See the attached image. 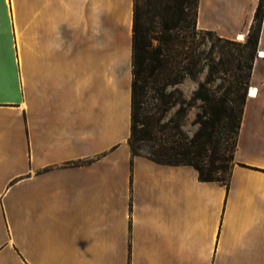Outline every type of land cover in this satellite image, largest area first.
I'll use <instances>...</instances> for the list:
<instances>
[{"label":"crops","instance_id":"crops-1","mask_svg":"<svg viewBox=\"0 0 264 264\" xmlns=\"http://www.w3.org/2000/svg\"><path fill=\"white\" fill-rule=\"evenodd\" d=\"M258 1L199 0L197 25L246 18L247 34ZM133 8L0 0V163L18 164L0 264H264V17L227 191L132 156Z\"/></svg>","mask_w":264,"mask_h":264},{"label":"trees","instance_id":"trees-1","mask_svg":"<svg viewBox=\"0 0 264 264\" xmlns=\"http://www.w3.org/2000/svg\"><path fill=\"white\" fill-rule=\"evenodd\" d=\"M137 1L134 0L132 19L133 79L127 141L131 154L160 165L189 166L197 172L199 181L217 183L228 191L246 90L243 89L244 95L240 96L237 91L235 96L213 95L201 84L187 102L177 87L185 74L194 77L195 66L185 67L186 63L179 56L185 54L187 34H196L199 0H166L171 12L151 18L140 12ZM263 17L264 0H259L247 39L239 45L241 54L233 58L237 70H244V74L237 77L236 85L249 83ZM152 40L157 42L153 48ZM172 48L174 59L170 62L168 52ZM168 88L172 91L167 94ZM146 89L152 91L156 99L149 106L142 100ZM195 102L201 103L202 113L207 117L203 119L197 114L193 125L198 127L191 137L184 136L177 119L163 122L170 109L178 106L175 114L180 116Z\"/></svg>","mask_w":264,"mask_h":264},{"label":"rangeland","instance_id":"rangeland-1","mask_svg":"<svg viewBox=\"0 0 264 264\" xmlns=\"http://www.w3.org/2000/svg\"><path fill=\"white\" fill-rule=\"evenodd\" d=\"M138 7L140 12L145 16L151 18L155 14L170 13L167 9L166 0H138ZM188 9H185L187 12ZM249 19L246 18H227V19H210L207 18L201 25H197L196 34H187L185 54L179 56L182 59L185 67H189L194 64L193 73L194 77L190 78L187 74L181 84L178 85L182 97L188 102L192 94L199 88V85L205 84V89L208 93L213 95H244L242 92L245 89V97L248 88V82L245 84L235 83L237 77H241L244 74V70H237L233 64L234 57L241 54V46L247 39L246 24ZM157 31V25H153ZM237 33L245 34L242 41H238L235 38ZM228 35L229 37L225 36ZM152 48L157 45L155 40L151 42ZM192 47V49H191ZM174 49H169L168 60L171 62L174 59ZM257 55V54H256ZM173 57V58H172ZM191 63V64H189ZM188 64V65H187ZM192 69V68H191ZM190 71V70H189ZM190 73V72H189ZM242 85V86H241ZM238 87V88H237ZM241 88V89H239ZM172 91V88H168L166 93ZM152 91L145 90L142 93V100L146 105L152 104L156 101L153 98ZM155 97V96H154ZM178 106L170 109L164 117L163 122L167 123L170 119H177L180 122L182 133L186 137H191L196 131L198 125H193V121L196 119L197 114H201L205 119L207 115L203 114L202 105L200 102H195L187 108L184 114L177 116L175 114ZM8 147V146H7ZM10 153H13L12 147H8ZM17 163L5 162L0 163V181L3 180L4 174L9 171L14 173L17 171ZM220 175V172L215 174L216 177ZM14 211H8V217L12 222L18 220V207L17 203L13 204ZM2 221V219H1ZM4 223L0 222V233L2 235V241L5 242L9 237H17V226H12V231L9 229L8 234Z\"/></svg>","mask_w":264,"mask_h":264},{"label":"bare ground","instance_id":"bare-ground-1","mask_svg":"<svg viewBox=\"0 0 264 264\" xmlns=\"http://www.w3.org/2000/svg\"><path fill=\"white\" fill-rule=\"evenodd\" d=\"M244 37H245L244 34H237L235 38H236L238 41H242V40L244 39ZM259 54H260V53H259ZM260 57H263V54H260ZM250 93H252V90L250 91ZM250 93H249V94H250Z\"/></svg>","mask_w":264,"mask_h":264},{"label":"built area","instance_id":"built-area-1","mask_svg":"<svg viewBox=\"0 0 264 264\" xmlns=\"http://www.w3.org/2000/svg\"><path fill=\"white\" fill-rule=\"evenodd\" d=\"M256 57H260V54H259V53H257V56H256ZM249 93H250V89H249ZM249 93H248V94H249ZM249 95H250V94H249Z\"/></svg>","mask_w":264,"mask_h":264}]
</instances>
